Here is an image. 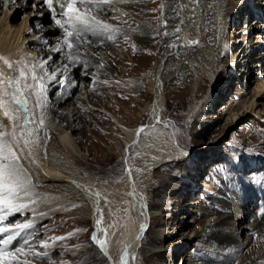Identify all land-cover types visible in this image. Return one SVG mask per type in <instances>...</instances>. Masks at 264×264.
I'll return each mask as SVG.
<instances>
[{
	"label": "bare ground",
	"instance_id": "bare-ground-1",
	"mask_svg": "<svg viewBox=\"0 0 264 264\" xmlns=\"http://www.w3.org/2000/svg\"><path fill=\"white\" fill-rule=\"evenodd\" d=\"M2 1L4 5L2 10L0 9V57H3V59H0V162H4L3 157L9 156V149L15 153L20 178L28 184L29 188L27 195L16 202L27 203L29 207L16 213L18 214L16 222L5 223L3 221L0 223V226L10 229L8 233L0 234V237L18 231L12 227L15 223L31 222L32 227L21 231V235L16 239L15 243L17 245H23L21 238L29 239L32 237L31 229L40 226L44 221L51 220L54 217L74 216L77 224H88L89 222L92 224V227L96 229L94 238L97 240V247L111 260L116 255V241L123 237L118 251L119 260L116 263L111 261L113 264H133L134 252L143 237H146L147 241H150L153 246L160 244L163 247V245L171 246V242L168 244H163V242L178 234L179 236L173 239L178 240L175 252L182 250V244L193 241L192 244L194 245L193 250L190 253L188 252L189 256L183 257V264H201L198 262L193 263L195 255L204 261L211 262L210 264H229L232 260L235 261L234 264H264V180L260 181L256 190H254L253 185H250L251 190H249V188L247 189L248 185L241 188L238 184L231 183V187L225 186L221 189L224 196L213 192L214 186L209 182L198 181L201 195L207 199H205V202L198 199L184 204L204 205L203 210L194 211L195 214L204 217V219L196 222L193 235L183 232L188 229L190 222L197 220L195 218L184 220L178 224L173 223L174 226L167 228L166 225L170 224V220L163 217L165 216L163 214L168 207L165 204H160L155 209L158 215H150V209L143 206L142 198H139L135 190L141 182L150 180V174L155 168L168 169L171 166L178 165L188 158L192 151L182 147L177 142L176 137L171 135L164 137L160 134L164 143L158 149H153L148 144L142 145L139 140L144 137V133L137 129L139 124L131 129L121 124L113 116L114 118L112 117L111 121L118 128L119 134L123 136V138H120L123 145L131 147L141 144L139 153L135 155L134 160L140 162L145 156H151L149 161H145L140 166V168L147 170V173L142 175L128 169L117 178L111 177L107 173H100L99 176L97 174L96 176L83 174L81 170H92L97 160L96 155L90 162L87 161L85 154L81 153L78 146L82 136L78 140L75 137L76 130H81L83 124L78 127L73 125V122L76 119H83V110L79 106H73L70 111L72 120H69L70 118H67L65 111L67 109L63 111L60 107L55 108L49 104L52 101L54 103L60 102L67 95L69 79L65 77L64 85L62 84L63 87L59 90V96L55 100L53 98L48 99L45 96L40 100L31 92L36 86L47 88L49 84L51 86L58 85V73L60 70L64 71L66 66L73 65L88 69L86 66L89 63L97 62V58H99L93 55V51L89 46L95 42H98L102 47L107 45L109 35L116 36L115 40L125 41L126 44L133 45L136 50L148 52L149 41H154L160 34L156 25V13L158 11L156 0H108L107 3H103L102 0H87L85 4H81L79 0H76V7L80 12L87 13L103 23H108L112 26V31L100 35L91 32L80 33L78 37L87 38L90 40V44L84 45L80 51H70L73 56L66 53L69 48L60 36L64 35L65 37L64 29L56 25L53 19H51V24L45 26L42 33H33V30L42 20L52 15L53 10L56 13V18L63 23L66 17L62 13L66 10L69 0H53L51 10L44 4L43 0ZM177 3H179L180 8L175 24H180L185 29L186 36L180 38L178 42L174 41L175 43L171 46L166 45L161 50L155 61V66L151 70L147 85L143 89L152 98L144 106L139 107L137 115L141 118L150 114H153L155 118L163 115L164 82L181 77L182 70L175 71L170 67L172 64L178 67L177 60L181 58V62L186 67V69L184 68L185 72H190L192 84L191 89L188 91L177 89L179 92L174 95L173 103L183 107L185 104L184 97H188L185 114H191L190 132L196 136H201L206 130L200 128L197 117L201 108L208 104V97L203 98L200 105L198 100L196 101L199 91L196 92L195 90L199 82L201 84L213 82L214 79L211 75L213 66L215 65L217 70L222 65L221 59H218V57L221 55L228 56L229 48L226 42L230 37L224 29V24L227 22L226 16L231 13L236 15L238 12H246L250 15L258 14V19L252 20L250 27L244 24L239 29L246 32V35L248 34L241 46L239 55H242L240 58L233 56V54L228 56L232 62H235L234 64H239L249 51L253 49L264 50V0H206V4L205 0H163L162 8L169 11L168 18L172 15L171 6ZM10 5H13L11 10L7 8ZM27 8L29 9L26 10ZM15 9L22 10L23 17L16 22H10V17ZM114 22L122 25L123 28H117ZM170 23L171 21H167L166 24L162 25L167 27L161 31V35L163 33L162 43L166 42L177 30L176 26H169ZM252 23L255 25H251ZM211 24L216 27L215 32ZM128 25H134L135 27L133 31H129L130 35L125 30ZM253 28L259 31L251 32L250 29ZM121 32L124 35H117ZM251 33L252 38H249ZM72 38L74 42L79 40L75 34ZM72 38L70 39L72 40ZM213 38L220 42V47L211 46L213 42L210 39ZM221 48L222 54L220 53ZM192 49L197 50L195 54L189 53ZM53 54L57 56L58 66L53 63L55 59L52 56ZM63 55L66 56L64 61L61 59ZM263 56L261 51L253 58ZM109 58L110 66L102 64V67L98 69L89 67L91 70L88 73H92L93 76L97 74L107 75L110 67L117 68L121 66L115 56ZM5 60L8 61V64H5ZM144 61L141 59V63L144 64ZM261 63L263 64L264 60ZM9 64L12 67H9ZM259 64L257 60L248 63L247 66L250 71L245 70L244 72L258 73ZM49 68L52 70L46 74ZM232 69L233 64L228 67L222 66L219 70L229 72ZM21 71L25 73L24 77L20 76ZM135 72L128 71L127 74L133 75ZM83 74V72H80V76ZM33 76L36 77L35 80L32 79ZM92 79L110 85L108 81ZM17 82L19 83L17 84ZM254 84L255 89L251 90L247 101H244V98L238 100V102L235 101L242 92L240 89L235 90L233 95H228V99L223 101L226 113L233 110L240 111L243 105L248 103L246 110L250 105L249 112L253 113L260 105V111L257 114L260 119L264 118V105L260 101H256V105H254L255 101L252 100L254 96L264 98V80L254 81ZM17 86L21 90L20 93H16V96L20 98L19 104L15 103L12 95ZM118 86L122 88L120 85ZM124 90L126 91L121 93L124 97H130V94H141L142 92L140 87L132 88L127 85H125ZM242 102L243 105H241ZM5 112L8 113L7 116L4 115ZM233 115L236 117L238 114L234 113ZM101 117L106 121L104 116ZM35 119L39 122V131L33 128V120ZM48 139L50 143H47ZM215 141L214 139L212 144L207 141L205 149L201 150L198 159H204L208 155L209 157L215 156L211 147ZM201 169L197 168L195 164L194 170H179L170 175V179L185 186L178 187L170 183L166 194L171 195L183 189L192 190L194 188L193 183L197 182ZM102 176L107 177L102 178ZM156 183L164 185L166 180L162 179L156 181ZM233 189H238V194L234 195L236 197L232 195ZM211 194L218 197L215 199ZM255 196H260V199L256 201L258 204L253 208L248 207L245 204L246 201H250L248 205L253 204L252 200ZM167 197L169 198V196ZM133 202L137 206H141V208L137 207L136 210H139L140 218L134 214ZM234 202L239 204L243 211L234 210L230 205ZM44 205H48V207H44ZM186 205L182 207L184 209L183 213H186L187 209L192 210ZM172 208L171 217L173 218L175 209L174 206ZM218 208L226 212L212 217L211 211ZM119 210H123L126 217L122 222L123 232L114 235L117 227L114 223L120 215ZM257 210L258 214L261 215H254ZM7 211L4 208L3 211H0V214L6 215ZM13 214L15 212L7 215V217ZM245 220L247 221L242 223ZM112 224H114V227L111 228ZM151 225L157 226L151 228ZM194 238H196L195 241ZM65 240H75V244H77L82 239L68 237ZM100 241H104L103 247H101ZM47 251L46 254L40 255L42 261L35 264H44L43 260L56 252L57 249L53 251L47 249ZM24 252L19 254L23 256ZM82 252L84 251L72 249L69 254L72 257ZM56 258L52 262L60 263ZM19 260L20 258L17 256H15V260L9 257L5 261H0V264H15L16 262L17 264L18 262L19 264H32L28 261Z\"/></svg>",
	"mask_w": 264,
	"mask_h": 264
},
{
	"label": "rangeland",
	"instance_id": "rangeland-1",
	"mask_svg": "<svg viewBox=\"0 0 264 264\" xmlns=\"http://www.w3.org/2000/svg\"><path fill=\"white\" fill-rule=\"evenodd\" d=\"M0 2V9L2 10L4 2L2 0H0ZM156 2L158 4L156 25L159 28L160 36L158 35L154 41H149L148 52L136 50L133 45H128L125 41L121 42L115 40L114 38L116 36H112L113 39L109 40L107 38L109 43L103 47L100 46L98 42L89 46L93 51V55L99 58H97V62L89 63L86 66L88 69H82L73 65H69V67L66 66L64 71L60 70L58 73V85L51 86V84H49V87L47 88L36 86V91L33 89L31 92L33 95H36V97H39L40 100H42L44 96L48 99L53 98L55 100L59 96V90H61V87L64 85L65 77L69 79L67 95L64 96L60 102L54 103L52 101L49 102V104L55 108L60 107L63 111L67 109L65 111L68 119L70 118V111L73 106H79L83 110L82 115H84L85 118L83 117L82 120L76 119L73 122V125L78 127L83 124L81 130H76L77 133L75 134V137L76 140H78L82 136V139L78 142V146L80 147L81 153L85 154L87 161L90 162L91 159L97 155L95 167L92 170L82 169L81 173L83 174L96 176V174L100 175V173H107L111 177L117 178L123 175L128 169H132L133 172H139V174L142 175L146 174L147 170L140 168V166L143 165L145 161H149L151 156H145V158H142L140 162H136L134 157L139 153L141 144H148L153 149L160 148V146L164 143L163 137L161 136H175L177 142L182 147L190 149L192 153L182 163L171 166L168 169L160 167L155 168L150 174V180L141 182V184L138 185V188L134 190L139 198H142L141 201L144 203L143 206L150 209V215H158V212L155 211V209L160 204H165L168 207L165 209L166 211H164L163 214L165 215L163 217L170 220V224L166 225L167 228L174 226L173 223L178 224L187 219H197L195 222H190L191 224L188 229L183 232L193 235V229L196 226V222L204 219V217H200L198 214H195L194 211L203 210L204 205H186L184 203L198 199L205 202V199H207L201 195L202 192L200 185H198V181L202 182L203 180L209 182L212 186H214L213 192H217L220 196H224L221 189L225 186L231 187V183L235 185L238 184L241 188L248 185L247 189L250 185H253L254 190H256L260 181L264 180V118L260 119L257 114L260 111V105L257 106L255 109L256 111L253 113L249 112L250 105L248 110H246L248 103L243 105L242 102L241 105H243V107L240 111L233 110L226 113L223 103L225 99H228V95H233L237 89L242 90V92L239 96H237L238 98L236 97L237 99L235 101L238 102V100L243 98L244 101H247L249 93L252 89H255L254 81L256 82L261 79L264 80V63H261V61L264 60V56L260 58H253L261 51L264 55V50L253 49L242 58L239 64H234L235 62H232L228 56L233 54V56L240 58L242 55H239L241 46L244 43V39L248 37L246 32L239 29L244 24H247L250 27V22L255 19L257 20L258 14L250 15L246 12H238L236 15L234 13L228 14L226 16L227 22L224 24V29L229 33L228 35L230 37V39L226 42V45H228L229 48L227 53L228 56L221 55L218 57V59H221L222 65L217 70L215 65L213 66V71L211 70V75L214 79L213 82L206 84H201L199 82L195 90L196 92L199 91L196 101L198 100L200 105L203 98L208 97V104L201 108L199 116L197 117L199 121L198 124L200 128L206 130L205 133L201 136H196L190 132L191 128L189 121L191 122L192 120L191 114H185L187 111L188 97H184L185 104L183 107L177 106L173 103L174 95L179 92L177 89L188 91L191 89L192 84L190 72H185L186 67H184L185 64L181 62V58H178L177 60L179 63L178 67L173 64L170 65L171 69L173 68L175 71H179V69L183 71L181 77L164 82L165 90L163 92V115L159 118H155L153 114H150L141 118L137 115L139 113V107L144 106L145 103L149 102L152 98L151 95L143 89H145V86L147 85L151 70L155 66L156 59L166 45L171 46L173 43L178 42L180 38L186 36L185 29L181 27L180 24H175L180 8L179 3L171 6L172 15L168 18L167 14L169 11H165V9L162 8L163 0H156ZM7 8H10L11 10L13 5H10V7L8 6ZM28 9L29 8L26 10ZM22 17L23 11L15 9L10 17V22L21 20ZM51 19L52 15L48 16L47 19L42 20L33 30V33H42L45 26L51 24ZM167 21H171L169 26H176L177 30L173 32L166 42L162 43L161 40L163 33L161 35V31L167 28L162 25L166 24ZM114 25L117 26V28H123V26L118 23L114 22ZM251 25L254 26L255 24L252 23ZM134 29V25H128L125 27V30L128 31L129 35V31H133ZM212 29L215 32L216 27L212 25ZM250 31L258 32L259 30L253 28L252 30L250 29ZM120 34L124 35L122 32L117 35L120 36ZM60 36H62L63 40L65 39L64 35ZM70 38L72 37H68V42L72 43L73 47L66 52L70 56H73L71 53L75 50L80 51L84 45L87 46L90 44V40L87 38L77 37L79 40L76 42H74L73 38L72 40ZM249 38H252V33L249 34ZM210 41L213 42L211 46L220 45V42L214 38L210 39ZM196 51V49H192L189 53L195 54ZM220 53L222 54V48ZM52 56L55 58L53 63L58 66L57 62L59 61L57 56L54 54ZM110 56H115L121 66L117 68L113 66L110 67L107 75L97 74L93 76L92 73H88V71L91 70L89 67L98 69L102 67V64L110 66ZM65 57L66 56L63 55L61 56V59L64 61ZM141 59L145 60L144 64L141 63ZM256 60L260 63L257 69L258 73H249L248 71H250V69H248V63L250 64L252 61ZM231 64H233V69L231 71L221 72L222 70H219L222 66L228 67ZM51 70L52 69L49 68L46 74H48ZM245 70L248 71L244 72ZM128 71L136 72L133 75H128ZM80 72H83L84 74L80 76ZM92 78L99 79L104 82L108 81L110 85L97 82ZM117 84L123 89L119 88ZM125 85L132 88L140 87L142 92L141 94H130V97H124L121 93L126 91L124 90ZM252 100L255 101L254 105H256V101H260L262 102V105H264V98L254 96ZM234 113H237L238 115L234 117ZM101 116H104L106 121ZM113 116L121 124L131 129H134L135 126L139 124L137 129L144 133V137L139 140L141 144H136L131 147L124 146L120 139L123 138V136L119 134L118 128L111 121ZM69 120H72V118ZM231 120L233 121L232 123ZM33 128L39 131V122L36 119L33 120ZM39 135H41V133H39ZM214 139L216 141L211 147L215 156L209 157L208 155V157L204 159H198L201 150L205 149L207 141L212 144ZM47 143H50L49 139L47 140ZM195 164L197 168H202V171L196 180L197 182H195V184L193 183L194 188L192 190L183 189L182 191L171 195L166 194L170 183H173L178 187L185 186L184 184L176 183L170 179V175L179 170H194ZM103 177L107 176H102V178ZM158 179H165L166 184L160 185L156 183V181H159ZM249 190L251 189L249 188ZM155 192H157V194H155ZM237 192L238 189H233V197H236L234 195H237ZM166 195L169 196V198ZM212 196L215 199L218 197L214 195ZM259 199L260 196H255L252 200V205H248L250 201H246L245 204H247L248 207L253 208L258 204L256 201ZM185 205L192 210L187 209L186 213H183L184 209L182 207ZM230 205L234 210L243 211V208H241L236 202L231 203ZM173 206L175 209V215L172 218L171 213L173 212ZM44 207H48V205H44ZM137 207L141 208V206H137L133 202L132 208L133 211L136 212H134V214H136V217L140 218V214L138 212L139 210L136 211ZM119 211L120 218L117 217L114 223L115 226H117L114 235L116 233L119 235L123 232L122 222L125 219L126 214L123 210ZM225 212V210L218 208L215 211H211L210 214H212V217H215L218 214ZM254 215L259 216L261 214H258L257 210ZM17 217L18 214L15 213L12 216H8L4 221L5 223L14 222ZM246 221L247 220L242 223H245ZM114 224L110 227H114ZM154 226L157 225H151V228ZM95 230L96 229L92 227L90 222L88 224H77L74 216L54 217L51 220L44 221L40 226L33 228V230L31 229L33 236L29 239L21 238L22 243L25 239L29 241L27 245L24 243L23 245H17L15 242L18 236H16L14 242L7 246L8 248H11L5 251L16 253V248L23 247L24 251L28 252H24V254H22L23 256L16 253L15 256L20 258L19 261H28L32 264L42 261L40 255L43 253L46 254L48 252L47 249L50 251L57 249V251L50 255L47 259L43 260L44 264H70L71 262L73 264H113L111 261L116 263L119 260L118 251L121 247L123 237H120L119 240L116 241V255L114 259L111 260V258L105 256L97 247V240L94 238ZM178 236L179 234L165 240L163 244L171 242L172 245H163V247L162 245L160 246V244H158V246L156 245L157 247L155 245L153 246L150 241H147L146 237H143V240L138 243L134 252L133 264H183V257L189 256L188 252L190 253V251L193 250L192 248L194 245L192 244L193 241H191V243L182 244V250L175 252L176 247L178 246V240L173 239ZM6 237L7 235H2L0 240L5 239ZM68 237H77L82 240L78 241L77 244H75V240L64 241V239ZM193 240L195 241L196 238ZM51 246L53 247L51 248ZM72 249H76L78 251L82 250L84 252L71 257L69 251ZM36 253H39L40 255L37 256ZM194 257L195 259L193 263H211L200 259L197 255ZM55 258L59 260L60 263L52 262ZM234 262L235 261L232 260L229 264H234ZM15 264H17V262Z\"/></svg>",
	"mask_w": 264,
	"mask_h": 264
},
{
	"label": "snow or ice",
	"instance_id": "snow-or-ice-1",
	"mask_svg": "<svg viewBox=\"0 0 264 264\" xmlns=\"http://www.w3.org/2000/svg\"><path fill=\"white\" fill-rule=\"evenodd\" d=\"M44 4L51 10L53 6V0H43ZM81 4H85L87 0H79ZM103 3H107L108 0H102ZM61 7H63L61 5ZM62 15L66 17V19L61 22L60 19L56 18V13L53 10L52 19L55 24L60 28L64 29L65 39L64 43L67 44V47L71 49L73 47L72 43L68 42V37H72L74 34L78 37L82 32H91L95 35H100L106 32L112 31V26L108 23H103L99 19L90 16L87 13L80 12L76 7V0H69L66 10L63 11ZM67 25V27H66ZM108 39L111 40L113 37L111 35L108 36ZM3 59V57H0ZM5 64H8V61H4ZM12 67L11 64L8 65ZM20 76L24 77L25 73L23 71L20 72ZM33 80L36 79L35 76L32 77ZM19 82H17L18 84ZM20 87L17 86L15 92L12 94L15 103H20L19 96H16V93H20ZM5 116L8 115L7 112L4 113ZM11 157V158H10ZM4 162H0V211H3L6 208L7 214H0V223L7 219V215H11L13 212L19 213L23 209L29 207L27 203H17L16 201L21 200L24 195H27L29 188L28 184L21 180L20 178V170L17 167V158L15 153L9 149V156L3 157ZM17 229L14 234H9L4 240H0V244L7 246L10 245L16 238V236L20 235V232L24 229H28L32 227L31 222L27 223H17L12 226ZM10 229L8 227L0 226V234L8 233ZM25 245L29 243L27 239L23 242ZM101 247H103L104 241L99 242ZM46 246V244H45ZM24 252L23 247L16 248V253ZM16 253H10L5 251V248L0 247V261H5L9 257L15 260ZM39 256V253H36ZM19 264V262H18Z\"/></svg>",
	"mask_w": 264,
	"mask_h": 264
}]
</instances>
